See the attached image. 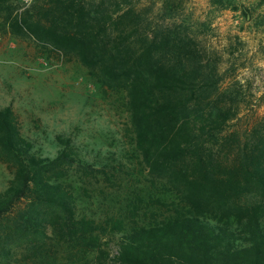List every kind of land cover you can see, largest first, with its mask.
<instances>
[{
  "label": "trees",
  "instance_id": "1",
  "mask_svg": "<svg viewBox=\"0 0 264 264\" xmlns=\"http://www.w3.org/2000/svg\"><path fill=\"white\" fill-rule=\"evenodd\" d=\"M12 1L0 0L2 25L76 55L100 87L123 93L141 160L129 178L144 184L125 190L115 216L87 213L78 190L94 167L69 139L36 157L11 108L0 110V160L12 171L0 264L21 241L34 257L63 248L67 264H264V116L228 133L246 94L223 88L185 28L158 25L133 0H33L21 14Z\"/></svg>",
  "mask_w": 264,
  "mask_h": 264
},
{
  "label": "rangeland",
  "instance_id": "2",
  "mask_svg": "<svg viewBox=\"0 0 264 264\" xmlns=\"http://www.w3.org/2000/svg\"><path fill=\"white\" fill-rule=\"evenodd\" d=\"M32 1H12L14 14L23 13ZM133 4L158 25L184 27L201 55L223 73V88H240L246 94L228 133L250 129L255 113L264 116V0H171L168 5L164 0H133ZM4 16L0 12V110L11 108L21 135L38 158H54L69 139L77 155L96 171L97 179L78 190L83 209L115 216L127 196L125 190L144 184L129 178L130 173L137 175L141 160L123 93L100 87L92 76L95 69L76 55H65L51 43L2 25ZM11 178L12 171L0 160V194ZM110 246L113 255L116 247ZM50 247L49 255L34 257L33 242L21 241L20 247H12L8 264H67L64 249Z\"/></svg>",
  "mask_w": 264,
  "mask_h": 264
}]
</instances>
